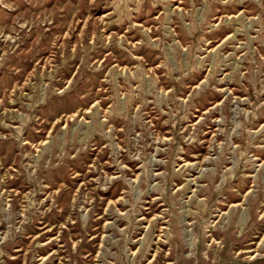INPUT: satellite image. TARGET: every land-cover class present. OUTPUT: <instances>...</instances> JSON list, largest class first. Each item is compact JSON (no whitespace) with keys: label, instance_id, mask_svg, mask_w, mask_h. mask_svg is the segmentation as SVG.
Segmentation results:
<instances>
[{"label":"rangeland","instance_id":"1","mask_svg":"<svg viewBox=\"0 0 264 264\" xmlns=\"http://www.w3.org/2000/svg\"><path fill=\"white\" fill-rule=\"evenodd\" d=\"M0 264H264V0H0Z\"/></svg>","mask_w":264,"mask_h":264}]
</instances>
